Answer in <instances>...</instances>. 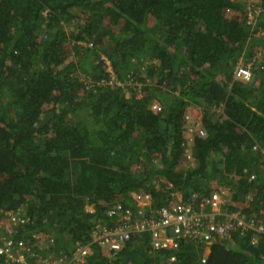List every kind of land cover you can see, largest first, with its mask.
I'll use <instances>...</instances> for the list:
<instances>
[{
  "label": "trees",
  "instance_id": "obj_1",
  "mask_svg": "<svg viewBox=\"0 0 264 264\" xmlns=\"http://www.w3.org/2000/svg\"><path fill=\"white\" fill-rule=\"evenodd\" d=\"M256 3L262 13L248 24V4L235 0H0V210L32 222L13 240L37 249L31 235L48 233L55 244L44 253H67L110 205L130 206L136 193L158 209L173 190L227 189L264 224V155L253 150L264 148V39L254 36L264 0ZM259 52L258 84L235 80L234 67ZM102 56L117 83L98 84L108 78ZM189 107L201 109L190 122L205 131L192 142ZM186 156L193 167L179 171ZM254 235L178 250L136 235L114 256L93 247L85 264H264V234L251 245Z\"/></svg>",
  "mask_w": 264,
  "mask_h": 264
},
{
  "label": "built area",
  "instance_id": "obj_2",
  "mask_svg": "<svg viewBox=\"0 0 264 264\" xmlns=\"http://www.w3.org/2000/svg\"><path fill=\"white\" fill-rule=\"evenodd\" d=\"M256 4H248L246 8L248 24H252L262 13V7ZM254 36L264 39V25L256 28ZM260 52L247 66L238 64L234 67L232 75L235 80L245 84L253 82L252 66L261 60ZM100 61L103 62L108 78L101 79L98 84L109 86L117 83L109 60L102 56ZM260 68L262 69V66ZM132 81L133 77L129 85ZM151 109L155 110L157 106L152 105ZM184 120L187 142H192L195 137H205V131L199 123L192 124L189 115H186ZM254 149L256 150L257 146ZM262 154L264 155V149ZM186 159L189 157L186 156ZM170 196L174 202L158 209L151 207V197L148 194H133L132 206H124L119 202L110 205L105 210L104 217L93 221L88 241L75 240L69 252H59L55 256L43 255L44 250H50L55 244L51 234L31 235L37 249L27 244L26 239L13 240L12 237L17 236L19 232L18 228L32 222L21 209L15 212L0 210V264H80L90 256L93 247L107 252L108 257L114 256L125 249L131 238L136 235L149 234L154 250H178L182 242H205L213 236L226 239L232 232H238L239 235H246L249 231L255 235L264 234V224L246 215L236 203L231 202L225 190L214 191L209 197L194 195L191 198H183L181 193L173 190ZM252 200L251 196L246 197L247 203ZM85 211L93 214L94 209L88 206ZM102 218H106L107 222ZM255 235L251 239V245L258 243V237ZM204 262L205 259L202 258L201 263Z\"/></svg>",
  "mask_w": 264,
  "mask_h": 264
},
{
  "label": "rangeland",
  "instance_id": "obj_3",
  "mask_svg": "<svg viewBox=\"0 0 264 264\" xmlns=\"http://www.w3.org/2000/svg\"><path fill=\"white\" fill-rule=\"evenodd\" d=\"M235 1H237V3H239V4H251V3L259 2V0H235ZM132 63H133V61H132ZM82 79H84V78H82ZM251 85L256 86L257 84L253 82ZM124 92H125L126 97L130 96V91L125 89ZM152 105L157 106V109H155L153 111L158 112L159 111L158 103L157 102L152 103L151 106ZM151 106H150V108H151ZM187 110H188L189 115L191 116L193 121H195V122L200 121V119H201V109L200 108L189 107ZM213 112L217 115L218 118H221L223 115V108L222 107L217 108V109L215 108V109H213ZM191 167H193V162L192 161H185V162H183V164L180 165V167H178V170L179 171H186V170L190 169ZM156 168H158V169L160 168L159 163H156ZM107 255H108V253L106 252V256Z\"/></svg>",
  "mask_w": 264,
  "mask_h": 264
},
{
  "label": "clouds",
  "instance_id": "obj_4",
  "mask_svg": "<svg viewBox=\"0 0 264 264\" xmlns=\"http://www.w3.org/2000/svg\"><path fill=\"white\" fill-rule=\"evenodd\" d=\"M262 8H263V7H262ZM254 80H255V76H254ZM254 80H253V82H254ZM253 82H252V83H253ZM252 83H251V84H252ZM251 84H248V85H251ZM150 109H151V108H150ZM151 110H152V109H151ZM188 115H189V114H188ZM184 138H185V137H184ZM255 146H257V149H256V150L254 149ZM254 147H253V150H254V151H257L258 149H260V150H261V153H262V149H264V148H260L258 145H254ZM183 159H184L185 161L189 160V159H186V157H184ZM253 178H254V176H251V177H250V180H252ZM223 190L227 191V193L229 194V197H230L229 199H230V201L236 203L234 200L231 199V193H230L227 189H223ZM217 191H218V190H217ZM212 192H214V191H212ZM133 194H136V193H131V198H132V195H133ZM247 196H251V195L248 194ZM247 196H246V197H247ZM246 197H245V201H246ZM251 197H252V196H251ZM252 201H253V200H252ZM132 202H133L132 205H134V200H133V198H132ZM249 203H250V202H249ZM121 204H122V203H121ZM243 204H248V203H247V201H246V202H244ZM132 205H130V206H132ZM236 205H237L239 208H241V209L243 210V207H241L240 204H237V203H236ZM243 212H244V211H243ZM244 213H245V212H244Z\"/></svg>",
  "mask_w": 264,
  "mask_h": 264
},
{
  "label": "crops",
  "instance_id": "obj_5",
  "mask_svg": "<svg viewBox=\"0 0 264 264\" xmlns=\"http://www.w3.org/2000/svg\"><path fill=\"white\" fill-rule=\"evenodd\" d=\"M254 83L258 84V81L256 80V77H255ZM42 250H43V248H42ZM44 251H45V250H44ZM44 251H43V253H44ZM43 255L46 256L47 254L44 253ZM87 259H88V258H87ZM87 259H86V260H87ZM86 260H85L84 262H82L81 264H85V263H86ZM29 261L32 262V260H29ZM29 261H28V262H29Z\"/></svg>",
  "mask_w": 264,
  "mask_h": 264
}]
</instances>
